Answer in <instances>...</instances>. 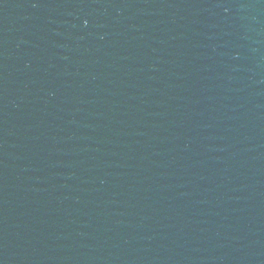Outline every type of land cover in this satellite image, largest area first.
<instances>
[{
    "label": "water",
    "instance_id": "1",
    "mask_svg": "<svg viewBox=\"0 0 264 264\" xmlns=\"http://www.w3.org/2000/svg\"><path fill=\"white\" fill-rule=\"evenodd\" d=\"M0 264H264V0H0Z\"/></svg>",
    "mask_w": 264,
    "mask_h": 264
}]
</instances>
